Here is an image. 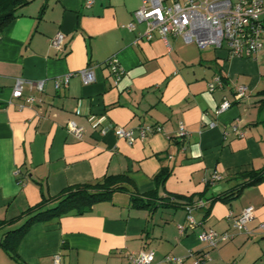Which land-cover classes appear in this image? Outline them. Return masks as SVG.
I'll use <instances>...</instances> for the list:
<instances>
[{
    "label": "crops",
    "instance_id": "0c3cea01",
    "mask_svg": "<svg viewBox=\"0 0 264 264\" xmlns=\"http://www.w3.org/2000/svg\"><path fill=\"white\" fill-rule=\"evenodd\" d=\"M91 1L31 0L0 32V220L110 174L127 175L139 193L191 196L207 183L214 192L227 191L241 172L264 167L261 51L234 56L178 36H169L168 45L157 32L135 43L146 24L134 30L127 25L142 0ZM59 32L65 42L56 51L49 44ZM112 55L124 69L118 84L106 65ZM87 67L93 82L75 75L56 89V78ZM216 76L223 85L210 91ZM19 77L45 80L44 91L26 84L24 96L13 97ZM238 85L248 87L240 99ZM27 95L35 102L28 103ZM225 100L231 106L217 114ZM69 120L85 127L82 139L69 133ZM179 121L186 125L184 139L176 136ZM106 124L160 125L164 131L129 144L112 131L100 135ZM162 170L169 175L157 187L155 175ZM216 174L221 178L211 180ZM249 205L255 215L246 231H238L233 217ZM192 215L198 224L181 233L178 226L188 224L185 207H136L129 193L116 192L86 214L36 222L17 248L19 261L0 248V264H53L55 254L60 264H132L129 254L142 250H152L157 261L183 257V264H264V181L231 201L216 200L207 216L201 208ZM7 228L0 227V241ZM210 228L232 237L209 248L199 235Z\"/></svg>",
    "mask_w": 264,
    "mask_h": 264
},
{
    "label": "built area",
    "instance_id": "2783aa9c",
    "mask_svg": "<svg viewBox=\"0 0 264 264\" xmlns=\"http://www.w3.org/2000/svg\"><path fill=\"white\" fill-rule=\"evenodd\" d=\"M92 1L88 0V4ZM264 12V0H142L141 6L134 11V20L128 23L127 28L134 30L137 23H145L144 32L135 39L137 43L141 39L151 40L157 32L168 44L169 36H178L186 43H196L200 48H225L231 55L242 57L256 56L264 47V19L261 18ZM65 42V34L57 33L50 39V48L61 51ZM115 84L121 80L124 69L116 55H112L106 61ZM80 75L84 84H89L95 80V74L91 67H87L77 72H70L55 79V87L59 89L62 85H67L70 79ZM28 84L30 90L43 92L45 80L27 81L21 77L17 78L13 88V97L22 98L24 96L25 85ZM221 76H216L208 84V89L213 91L218 86H222ZM248 87L238 85L235 88V96L240 99L247 95ZM28 103L35 102L33 95H27ZM231 106L228 100L217 108L216 113H222ZM67 130L78 139H82L86 133L83 125L74 120H69ZM233 130L240 136L244 132L237 126ZM113 132L117 137L124 138L132 144L137 137L145 138L148 134L163 132L160 125H145L138 129H126L122 126L106 124L99 131L100 135ZM188 135L186 125L179 121L177 137L184 139ZM221 177L216 174L211 180L215 181ZM204 205L199 201L192 206H187V225L180 224L179 231L184 233L187 227H195L192 211L195 206ZM233 213L230 212L232 218ZM255 215V208L252 205L245 207L240 214L233 217V226L238 231H246L247 224ZM264 228V223L261 224ZM232 237L228 232L219 233L213 228L203 230L199 238L209 248L216 247L219 242ZM60 254L53 256V264H60ZM132 264H183V257L168 255L157 261L152 250H142L138 253L129 254Z\"/></svg>",
    "mask_w": 264,
    "mask_h": 264
},
{
    "label": "trees",
    "instance_id": "16d2710c",
    "mask_svg": "<svg viewBox=\"0 0 264 264\" xmlns=\"http://www.w3.org/2000/svg\"><path fill=\"white\" fill-rule=\"evenodd\" d=\"M30 1L0 0V32L17 16V11ZM168 175L169 172L164 170L155 175L157 187L164 184ZM237 178L241 179L240 182L227 191L214 192L210 187L211 184L207 183L204 191L191 196L159 197L156 189L144 194L139 193L125 174H110L93 182L70 185L55 195L44 196L40 202L29 206L19 215L0 220V227H9L3 234L0 248L9 253L14 260L19 261L17 248L33 224L59 220L64 215L86 214L95 204L111 200L116 192L129 193L134 206L150 210H155L159 205L186 208L203 201L204 205L195 206V209L201 208L207 216L210 213L211 205L216 200L231 201L239 197L246 187L264 181V167L243 171L237 175ZM209 191L211 194H208ZM158 200L160 201L159 205H157Z\"/></svg>",
    "mask_w": 264,
    "mask_h": 264
},
{
    "label": "rangeland",
    "instance_id": "374dc122",
    "mask_svg": "<svg viewBox=\"0 0 264 264\" xmlns=\"http://www.w3.org/2000/svg\"><path fill=\"white\" fill-rule=\"evenodd\" d=\"M261 18L264 19V12L262 13ZM260 53L263 54L262 57H264V47L262 48V50H261ZM263 59H264V58H263ZM187 222H188V221H187Z\"/></svg>",
    "mask_w": 264,
    "mask_h": 264
}]
</instances>
